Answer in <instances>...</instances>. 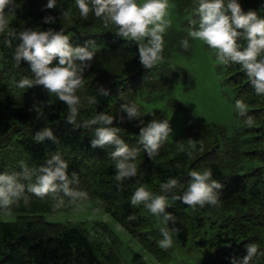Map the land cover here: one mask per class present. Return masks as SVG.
Masks as SVG:
<instances>
[{
	"label": "trees",
	"instance_id": "trees-1",
	"mask_svg": "<svg viewBox=\"0 0 264 264\" xmlns=\"http://www.w3.org/2000/svg\"><path fill=\"white\" fill-rule=\"evenodd\" d=\"M172 1L182 18L180 29L166 31L165 59L152 69L140 63L137 43L119 37L114 26L105 29L102 22L91 15L87 21L80 19L74 0H62L61 5L52 9L45 7L47 0H17L20 6L15 9L11 26L18 31L65 27L73 46L88 43L93 47L96 54L91 67L84 72L86 87L80 94L95 95L99 85L107 88L110 94H97L95 106L85 101L81 118H90L101 111L112 113L116 116L113 125L121 128L120 135L130 146L137 147L138 122L127 119L121 122L119 117H126V114L119 112L120 105L134 101L142 111L154 112L158 119H168L163 111L147 107L150 103L157 106L166 99L168 108L188 114L186 106L172 97L171 92L178 82L183 91L196 85L193 74L171 60L173 52L187 56L192 52L190 37L189 48L181 47V41L187 36L191 0ZM240 3L245 11L256 10L264 15V0H240ZM62 11L68 14V19L61 16ZM47 15L56 17V22L44 23ZM13 51L14 48H5L0 43V148L17 147L18 159L27 158L32 167L59 151L69 159V171L78 174L80 183L75 187L88 193L87 200L96 198L105 213L132 237L147 242L151 250L158 245L160 236L155 233L154 226L160 222L142 206L130 205L135 187L147 184L159 192L160 183L169 177L175 176L186 185L190 169L211 168L214 178L224 185L220 206H205L193 211L180 201H173L166 211L177 217L175 227L180 232L174 240L182 246L198 249L203 256L202 264H231V257L245 255L244 245L252 241L264 248V98L255 94L238 65H221L222 71L218 73L231 91L234 103L236 99H243L248 104V111L254 118L251 127L243 124V118H238V123L229 128L191 122L165 142L154 160L141 151L138 167L143 174L117 184L114 165L108 156L114 146L93 148L90 143L93 133L66 124L67 105L51 96L42 85L19 88L17 81L31 73L26 61L22 60L20 67L15 66ZM34 106H40L43 115L39 116ZM152 118L146 114L143 119L147 122ZM43 127L53 129L56 142L32 140L35 132ZM188 139H193L198 148L203 144V151L195 152L193 157L187 156L180 146L185 145L187 150ZM177 162L180 168L175 167ZM58 195L63 196V193ZM63 198V206L54 209L55 198L51 195L44 199L33 197L29 206L21 203L13 207L15 220L0 219V264H116L117 257L112 249L106 250L105 244L93 237L87 228L76 223L64 225L45 220L43 214L76 204L66 196ZM132 214L137 219L129 221L127 218ZM163 250L156 252L164 254ZM134 261L145 264L138 254ZM260 264H264V260Z\"/></svg>",
	"mask_w": 264,
	"mask_h": 264
},
{
	"label": "clouds",
	"instance_id": "clouds-1",
	"mask_svg": "<svg viewBox=\"0 0 264 264\" xmlns=\"http://www.w3.org/2000/svg\"><path fill=\"white\" fill-rule=\"evenodd\" d=\"M62 4V0H47L46 8L52 9ZM20 5L17 0H0V43L5 48H14L12 59L16 67L26 61L30 76L17 81L21 89L42 85L47 92L67 105L65 122L73 129L81 128L93 133L90 141L93 148L112 145L114 149L108 153L115 169L114 179L123 184L143 173L138 167L141 151L150 160L159 156L161 148L173 132L168 119H158L154 112L142 111L134 101L120 105L122 122L137 121L139 133L137 147L130 146L120 135L121 128L113 125L114 116L109 112H96L90 118H81V111L87 104L96 105L97 94L108 96L109 90L102 85L96 87L95 95L82 96L85 90L84 72L91 67L96 51L88 43L73 46L67 29L48 28L34 30L24 28L22 31L11 26L15 9ZM80 19L87 21L91 16L99 19L105 29L115 27V33L122 38L136 42L139 61L146 69H152L164 61L167 29L171 26L170 0H74ZM61 16L68 19L62 11ZM44 23L53 24L56 17L47 15ZM187 36L181 41L183 49L189 48V37L203 42L215 51V62L225 67L238 65L243 70L250 86L257 96L264 98V15L256 10L245 11L240 0H191L187 21ZM15 42V44H14ZM38 115H43L40 106H34ZM234 108L243 124L251 127L254 118L248 111V104L243 99H236ZM146 114L153 118L147 122ZM57 141L51 127H43L35 132L32 140L43 143L45 140ZM181 151L193 157L199 148L193 139H188ZM19 171H0V214L11 216L13 207L21 203L30 205L33 197L44 199L50 195L55 198L53 208L64 204V196L78 206L88 199V193L78 189V174L69 171L70 161L59 152L51 153L42 164L29 166L24 160L19 162ZM175 167L180 168L177 162ZM188 181L182 184L173 176L160 183V191H153L147 184H140L132 192L129 203L132 207L142 206L148 213L158 218L161 239L158 244L162 249L171 248L174 236L180 229L175 227L177 217L166 211L173 201H180L195 211L205 206L219 207L221 189L224 185L214 178L211 168L203 170L190 169ZM183 189V191H180ZM63 196H59V193ZM134 221L132 214L127 218ZM170 223L172 226H170ZM246 254L242 257H231V264H260L264 260V248L259 242L252 241L244 245Z\"/></svg>",
	"mask_w": 264,
	"mask_h": 264
},
{
	"label": "rangeland",
	"instance_id": "rangeland-1",
	"mask_svg": "<svg viewBox=\"0 0 264 264\" xmlns=\"http://www.w3.org/2000/svg\"><path fill=\"white\" fill-rule=\"evenodd\" d=\"M170 4L171 26L167 31L179 30L182 18L176 13L172 0ZM214 57L215 51L197 40L192 41V52L189 56L176 52L171 54V60L175 65L193 74L196 85L189 91H183L182 85L178 82L171 92L172 97L186 106L188 114L168 108L165 104L166 99L160 101L157 106L153 105L154 103L147 105L150 110H161L168 117L173 129L168 140L191 122L216 124L226 128L238 123L232 93L218 73L222 71V67L215 62ZM19 154V149L15 146L1 147L0 167L2 169H0L7 172L19 171ZM21 160L29 164L27 158ZM43 216L50 223L64 225L76 223L87 228L93 237H97L105 244L106 250L112 249V253L117 257L116 264H135V254L140 255L145 264H202L204 262L202 253L198 249L191 245L182 246L175 240L171 248L163 250L164 254L156 252L162 249L159 244L151 250L147 242L132 237L109 214L105 213L96 198L83 201L79 206L74 204L65 210L45 213ZM0 219L13 221L16 216L0 214ZM159 225L155 233L158 232L161 239ZM151 234L144 233L148 236ZM111 238L112 242H110Z\"/></svg>",
	"mask_w": 264,
	"mask_h": 264
}]
</instances>
